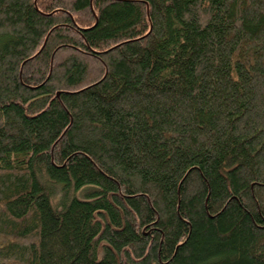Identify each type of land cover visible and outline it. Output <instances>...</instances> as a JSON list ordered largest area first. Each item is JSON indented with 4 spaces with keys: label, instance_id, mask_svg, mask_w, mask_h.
Masks as SVG:
<instances>
[{
    "label": "trees",
    "instance_id": "obj_1",
    "mask_svg": "<svg viewBox=\"0 0 264 264\" xmlns=\"http://www.w3.org/2000/svg\"><path fill=\"white\" fill-rule=\"evenodd\" d=\"M0 264H264V0H0Z\"/></svg>",
    "mask_w": 264,
    "mask_h": 264
}]
</instances>
